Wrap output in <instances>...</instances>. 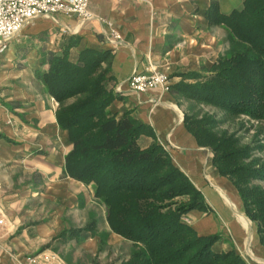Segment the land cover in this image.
I'll use <instances>...</instances> for the list:
<instances>
[{
  "label": "crops",
  "instance_id": "0c3cea01",
  "mask_svg": "<svg viewBox=\"0 0 264 264\" xmlns=\"http://www.w3.org/2000/svg\"><path fill=\"white\" fill-rule=\"evenodd\" d=\"M243 1L90 0L92 19L61 13L38 17L8 44L0 53V204L12 225L0 235V264H21L40 251L57 253L65 264L129 259L119 250L132 242L110 229L94 184L65 173L73 145L57 124L59 103L39 80L48 70V53L68 50L76 60L86 49L101 54L106 89L114 94L109 115L116 121L128 115L142 127L137 145H160L201 193L205 209L187 212L186 224L199 236L218 234L213 251L236 250L249 264H264L256 223L245 216L238 191L219 172L211 147L199 143L186 121L192 113L185 105L192 101L174 89L204 80L229 50L228 28L209 19L211 4L229 15ZM111 29L119 41L112 42ZM148 70L166 73L170 91H131L130 76Z\"/></svg>",
  "mask_w": 264,
  "mask_h": 264
},
{
  "label": "trees",
  "instance_id": "16d2710c",
  "mask_svg": "<svg viewBox=\"0 0 264 264\" xmlns=\"http://www.w3.org/2000/svg\"><path fill=\"white\" fill-rule=\"evenodd\" d=\"M209 19L228 28L230 48L204 80L181 82L175 91L195 103L264 120V0H244L229 15H220L212 3ZM101 58L90 49L76 60L68 50L48 53V70L39 80L59 103L56 121L73 145L65 173L94 184L110 229L134 245L128 264H249L236 250L213 251L218 234L199 236L181 220L190 210L205 209L203 197L160 145H137L142 127L128 115L119 121L109 115L114 94L106 89ZM185 119L199 143L211 147L214 163L233 182L264 244V191L249 186L264 178V169L241 163L248 149L217 137L204 117Z\"/></svg>",
  "mask_w": 264,
  "mask_h": 264
},
{
  "label": "built area",
  "instance_id": "2783aa9c",
  "mask_svg": "<svg viewBox=\"0 0 264 264\" xmlns=\"http://www.w3.org/2000/svg\"><path fill=\"white\" fill-rule=\"evenodd\" d=\"M74 16L80 20L94 17L90 0H0V53L5 51L11 39L16 37L25 25L38 17H53L56 14ZM110 24V23H109ZM112 42L121 39L114 29L110 30ZM131 91L143 93L149 90L168 92L171 80L168 75L158 70L133 73L128 79ZM1 110V105H0ZM182 220L187 223L185 216ZM7 212L0 204V235L7 234L11 228ZM21 264H65L55 252L43 251L25 257Z\"/></svg>",
  "mask_w": 264,
  "mask_h": 264
},
{
  "label": "rangeland",
  "instance_id": "374dc122",
  "mask_svg": "<svg viewBox=\"0 0 264 264\" xmlns=\"http://www.w3.org/2000/svg\"><path fill=\"white\" fill-rule=\"evenodd\" d=\"M29 25L30 24L26 25L23 29H25ZM23 29L20 32L23 33ZM18 37L19 36L17 35L13 39H11L8 44L14 43ZM71 99L72 102L74 99ZM68 100L66 101V103H71L68 102ZM185 109L189 110L192 113L191 117H204L207 120V127L217 137L228 139L229 142L237 148L248 149L247 155L241 156L239 160L241 163L250 165L253 168L264 169V120L260 118H251L245 114H230L222 109L195 103L193 101L188 102L185 105ZM249 186L258 187L264 191V178L252 179L249 183ZM120 246L121 247L119 253H127L131 256V253L134 249L133 243L129 244L124 242ZM129 259L127 260V262L122 259L118 264H128ZM247 262L250 263L249 261Z\"/></svg>",
  "mask_w": 264,
  "mask_h": 264
}]
</instances>
